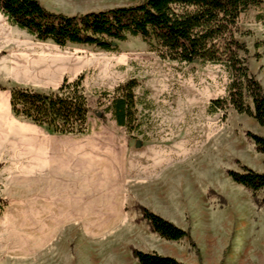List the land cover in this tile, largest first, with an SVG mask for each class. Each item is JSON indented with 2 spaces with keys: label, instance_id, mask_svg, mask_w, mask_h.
Listing matches in <instances>:
<instances>
[{
  "label": "rangeland",
  "instance_id": "1",
  "mask_svg": "<svg viewBox=\"0 0 264 264\" xmlns=\"http://www.w3.org/2000/svg\"><path fill=\"white\" fill-rule=\"evenodd\" d=\"M66 16L134 6L144 0H38ZM238 20L246 66L264 91V23ZM82 77L89 113L82 132L60 134L15 116L12 88L56 93ZM137 82L135 126L104 111L118 85ZM230 74L220 64L161 59L140 37L95 46L40 42L0 14V264H138L132 250L184 264H264V205L227 171L264 173L250 133L264 127L230 107ZM249 102V101H248ZM255 198L264 199V189ZM140 207L185 230L166 241Z\"/></svg>",
  "mask_w": 264,
  "mask_h": 264
},
{
  "label": "trees",
  "instance_id": "2",
  "mask_svg": "<svg viewBox=\"0 0 264 264\" xmlns=\"http://www.w3.org/2000/svg\"><path fill=\"white\" fill-rule=\"evenodd\" d=\"M250 10L255 20L264 23V0H144L134 6L117 7L97 12L66 16L48 11L38 0H0V14L6 21L40 42L89 45L112 50L114 42L127 37H140L164 60L190 64H220L230 74L225 98L211 100L209 115L227 108L253 118L264 127V91L259 80L246 66L245 44L239 42L238 20ZM82 77L68 82L64 78L56 93L43 94L28 88H12L9 106L15 116L51 128L60 134L82 132L89 113L81 86ZM137 82L131 79L118 85L107 98L105 112L117 126L133 129L135 124ZM5 88L0 85V90ZM249 101V102H248ZM255 151L264 155V137L246 132ZM237 185L255 195L264 189V173L246 166L241 172L227 171ZM8 201L0 199V210ZM142 218L151 231L166 241L187 239L189 233L159 215L140 207ZM138 264H184L155 252L132 250Z\"/></svg>",
  "mask_w": 264,
  "mask_h": 264
}]
</instances>
